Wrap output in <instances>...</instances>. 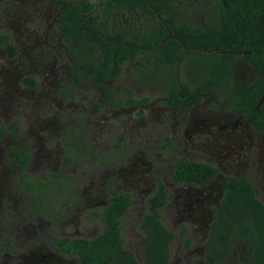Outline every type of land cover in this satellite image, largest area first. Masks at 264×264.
<instances>
[{"label": "flooded vegetation", "instance_id": "1", "mask_svg": "<svg viewBox=\"0 0 264 264\" xmlns=\"http://www.w3.org/2000/svg\"><path fill=\"white\" fill-rule=\"evenodd\" d=\"M66 4L78 7V17L85 19L89 29L79 31L72 26V13ZM143 8L132 2L119 4L115 0L111 4L104 3V0H0V20H5V24H0L1 30L5 31V34L0 33V44L4 45L9 55L7 62H15L12 71L14 81L18 83L10 86L4 82L5 92L10 96L17 92L16 95L24 97L26 103L34 100L33 112L21 114V118L26 120L24 130L19 120H0L4 129L0 138V217L5 214L6 205L11 200L17 203L18 199L22 207H27V213L37 216L34 222L27 224L23 219L8 225L5 219L2 220L4 224L0 220V264H80L79 258L70 252L68 243L75 238H87L78 234L86 216L89 225L86 231L93 233L99 226L102 231L103 212L111 204V196L115 192L130 196L126 213L134 203L139 205L140 227L148 211L149 197L161 185L165 187L168 197L161 207L162 211L174 190L172 197L180 199L176 204V222L180 224L189 219L198 225L197 229H193L198 232L203 244L202 248L196 247L199 251L198 264H203V260L208 258L206 242L216 208L223 199L228 176L249 180L255 197L264 206V130L252 126L249 114L234 113L229 109L220 93L197 92L195 95L199 96V100L186 103L173 100L160 91L158 85L168 82L165 78L171 76L170 67L156 60L152 49H146L136 41L147 31L159 29L161 24L168 30L167 12L164 9L160 13L149 4ZM185 17L196 22L188 14ZM108 34L127 39V42H121L132 46L134 53L120 63H116L114 58L112 65L105 62L106 53L100 41L108 39ZM179 66L175 63L171 68L177 84L186 78ZM239 69L243 70L244 81L255 78L254 69L245 62L239 63ZM141 85L149 86L147 94L141 95L139 92L142 89L135 88ZM152 91L160 95L152 98ZM178 94L181 97L184 95L182 92ZM205 98L206 101L202 102ZM260 99L257 107H261L264 114V96ZM206 103L208 110L201 116L199 109ZM8 105L11 109V104ZM146 109L150 110V118L159 120L158 127L163 129L157 130L159 135H163L159 137L156 148L177 151L179 155L182 150L184 155L172 160V163L165 162L170 171L169 181L158 179L145 188L136 187L140 190L138 193L142 191V196L138 194L139 199L135 202L129 188L135 189V184L145 178V173H159L165 167V164L155 165L145 160V153L149 151L146 143L135 144L133 141L127 149L120 146L127 143L124 142V130H128L129 135L135 132L140 137L142 132L146 133L142 116ZM16 111L2 116L8 119ZM89 117L93 121H89ZM133 117L138 120L134 121ZM239 126L241 132L238 134L235 130ZM88 129L95 147L101 146L98 132L105 133L107 137L115 136L109 161L111 166L104 167L105 157H96L91 150L86 138H89ZM233 133L237 135L232 136ZM167 134L171 135L169 139ZM200 135L206 136L202 139ZM221 136L227 138L226 143L232 138L238 139L241 145L247 141V147L242 148L234 162L230 156L233 145L226 144L229 154H224L220 149L221 143H217ZM211 147H217L212 158L208 156ZM161 150L156 153V159L161 158ZM13 153L19 154L18 158L27 156V162L24 165L16 163L17 155ZM240 157H243V162ZM123 160L129 166L116 170L115 162ZM183 160L210 165L212 176L199 182L175 181V168ZM76 167L80 170L78 176L69 174ZM130 174L135 177L129 178ZM11 178H15V190L24 193L19 198L20 194L10 191ZM75 189L83 193L82 199L73 198ZM54 196L59 200L66 198L64 201L68 209L77 207L74 223L69 218L56 234L57 228L50 220L51 216H55ZM24 197L25 202L20 200ZM201 205L207 211L198 217L194 212ZM83 213L84 217L81 216ZM65 224L75 226V235L65 233ZM183 229L178 232L185 237L184 243L188 245L191 240ZM172 231L174 240L176 234L175 230ZM58 238L65 239L63 247ZM235 245L227 256L228 264H236L237 261L246 264L250 250L244 245L240 247L239 243Z\"/></svg>", "mask_w": 264, "mask_h": 264}, {"label": "trees", "instance_id": "2", "mask_svg": "<svg viewBox=\"0 0 264 264\" xmlns=\"http://www.w3.org/2000/svg\"><path fill=\"white\" fill-rule=\"evenodd\" d=\"M115 1L119 4L132 2L142 8L149 4L160 13L164 9L167 12L165 20L168 30L161 24L159 29L147 31L136 41L144 48L152 49L156 60L170 67L171 76L165 78L168 82L158 85L160 91L173 100L186 103L198 101L197 92L220 93L229 109L234 113L249 114L252 126L264 130L263 110L257 107L264 96V0H203L199 5L200 15L195 17L196 22L185 17L187 12L192 11V0ZM112 2L104 0V3ZM66 7L71 10L73 27L79 28V31L90 28L85 24V19L78 17L76 5L66 4ZM164 36L167 37L163 39ZM107 37L100 44L106 53L104 61L110 65L112 58L120 63L134 53L132 46L121 42H127V39L119 35L114 38L108 34ZM241 61L254 69L255 78L238 82ZM175 63H179L186 77L180 84L175 82L171 70ZM180 92L184 93L182 97L178 94ZM3 134L0 123V138ZM15 150L18 153V149ZM17 153L15 162L24 165L28 157L24 155L18 158L20 155ZM212 172L211 166L206 163L183 160L177 163L174 179L199 182L211 177ZM167 197L166 189L161 185L147 201L148 211L140 224L144 233V258L141 263L125 247L122 235L121 218L131 198L116 192L103 212L102 231L93 238L72 239L68 243L70 252L79 258L80 264H168L174 232L160 220L161 207ZM58 240H61L63 247L65 239ZM236 243L250 250L246 264H264V206L255 197L249 180L228 176L224 196L216 208L215 220L206 242L208 258L202 263L228 264L227 256ZM236 264L242 263L237 261Z\"/></svg>", "mask_w": 264, "mask_h": 264}, {"label": "rangeland", "instance_id": "3", "mask_svg": "<svg viewBox=\"0 0 264 264\" xmlns=\"http://www.w3.org/2000/svg\"><path fill=\"white\" fill-rule=\"evenodd\" d=\"M202 1L203 0H192L191 6H190V9L192 11L189 12V14H188V12L186 14H188L189 16L191 15L192 19H195V17H199V15H200V8H199L200 6L199 5H201ZM0 24H5V20H3L1 18ZM0 33L5 34V31H2L0 28ZM8 56L9 55H8L7 50L5 49L4 45L0 44V120L2 122H8L12 119L19 120L20 123L23 124L22 130H24V128H26V120H25V118H21V114L22 113L28 114L31 111L33 112L34 100H29V103H26L27 101L24 99V97L20 98V96L16 95L17 92H15L14 96H10L9 93L5 92L4 88L6 86H5L4 82L10 86L18 84L17 82L14 81V77H13L14 75H13V71H12V65H14L15 62L9 64L7 62ZM241 70L242 69H239L238 73H237V77L239 80L238 82H240L241 80L244 81V79H245L243 74H242L243 70L242 71ZM136 87H140L142 89V92H139V94H141V95L147 94L150 90L149 86H147V85L135 86V88ZM159 95L160 94H158L156 91L155 92L152 91L150 96L152 98H154V97H158ZM205 101H206V98L202 99V102H205ZM8 103L11 104V106H12L11 109L9 108L10 105H8ZM223 107L225 108L224 105H223ZM17 109H18V111H16ZM149 109H146L142 115L144 125L146 126L145 127L146 133L145 134H144V132L141 133L142 136L145 135L144 138H142V136L140 137V135H138L135 132H132V135H129L128 130H126V131L124 130L123 131V135H125L124 136V142H127V143L126 144L123 143L120 146L127 149L131 145L130 142H133V141L135 142V144H137L138 142L141 144L146 143V146L148 145V149H149V151L147 153H145L146 154V158H145L146 161H151L155 165L165 164V162L166 163L167 162L172 163L171 162L172 160L179 158L180 155H182V156L184 155L183 151L181 150L180 151L181 154L179 155V154H177V151H175L176 153H174L169 149L161 150V149L156 148V144H159V142H160L159 137H161L163 135V133H162V135H159V131H157V130H159V129L163 130V129L158 127V125L160 124L158 122L159 120L150 118L151 114H150ZM13 110L16 111L15 114L13 113L8 119H5V116H2V114L7 115V113H9L10 111H13ZM207 110H208V103L203 104V106L199 109V112H201L200 115L203 116ZM17 113H20V114L17 115ZM88 120L93 121V118L89 117ZM133 120L135 121L138 119H136V117L135 118L133 117ZM139 128H142V127H139ZM139 131H143V130L139 129ZM236 131L238 134L241 132L240 126L235 130V132ZM90 132H91V130L88 129L89 138L88 137H86V138L88 141V145L91 147V150L95 153L96 157H100V156L105 157L104 167L111 166L109 164V161L111 159L112 146L116 142L115 136L107 137L105 133L99 134V132H98L97 139H99V142L101 141V146L95 147L93 145V143H95V141H92L90 139ZM237 133H233L232 136H236ZM128 135L130 138L128 137ZM205 136L206 135H200V138L204 139ZM169 137H171V135L167 134L166 138L169 139ZM231 137H229L228 139H230ZM226 140H227V138H225L224 136H221V138L219 140H217V143H221L220 149L222 150V152L224 154L228 153L225 145L232 143L233 146H232V149L230 150V156H231V161L234 162V160H236V158L238 156H240L242 148L247 147V141L245 142L244 145H241L239 143V140L236 138H232L227 143L225 142ZM36 143L38 144L39 141L37 140ZM216 149H217V147H211L209 149L210 153L208 156L210 158H212L213 152ZM160 150H161V155H160L161 158L156 159V153H159ZM1 155L2 154L0 152V157H1ZM3 157H4V154H3ZM240 160L243 162V160H244L243 157L242 158L240 157ZM3 162H4V160H3ZM1 163L2 162H0V166H1ZM97 164H99V163H97ZM128 166L129 165H128L127 161L123 160V161H116L114 168L116 170H118V169L128 167ZM168 166H171V164ZM126 170H129V169H126ZM79 172H80V170L76 167L75 170L69 174H73L75 176H78ZM169 172L170 171L165 164V167L159 173H155L154 171H150V172L145 173V178L142 181H138L137 184H135V189L129 188V192L132 193L131 197H132L133 201L137 202L139 199V196H142V194H141L142 191L140 193H138V191H140V190H136V187L141 188V189L145 188L147 185L149 186V185L153 184L154 181L158 180V179H160V180L162 179L164 181H169ZM231 173L234 174L233 172H231ZM133 177H135V175L130 174L129 178H133ZM145 181L147 182V184ZM10 182H11L10 183V191L12 190V191H15L16 194H20L18 191L15 190V182H16L15 178H11ZM23 194H20L17 198H19ZM82 194L83 193L80 190L75 189V192L73 194L74 195L73 198H81ZM133 194H134V196H133ZM138 194H139V196H138ZM36 195H40V194H36ZM173 195H174V190H172V194H171L168 205L164 209H162V211H161L162 222L169 229L175 230V234H176V237L173 240L171 247H170V257H169L168 264H198V262H197L198 258L197 257L199 255V251H197V248L198 249L202 248V245H203L202 241H200V237H199L198 232L196 230L195 231L193 230V229H197L198 225L194 220L192 221L189 219L188 220L186 219L185 221H183L180 224H178V222H176V220L178 218V212L176 210V207H177L176 204L179 203L178 201L180 199H176V198L172 197ZM184 195L186 196V194H184ZM40 198L43 199L44 197L41 196ZM20 200H23L25 202L26 198L24 197ZM52 200H53V202H52L53 212H54L55 216L54 217L51 216L50 220L53 221V227L57 228V230L55 231V234H56L61 229L60 228V226L62 227L61 224L62 223H68L67 220L69 218L71 219V223H74L73 222L74 217H76V215H77V211H76L77 207L74 206V207L68 209V207L66 206V201H64V200H66V198H64V200L63 199L59 200L57 197L54 196L52 198ZM14 202L15 201L11 200L6 205V207H5L6 212H5L4 216L2 218L0 217L1 221L3 219H5V221L7 222V225H8V223L13 222V221L15 222V221H18L20 219L25 220V224H27V222H34L36 220L37 216L36 215L32 216L31 213H27L25 210L27 207L26 206L22 207L19 199H18L17 203H14ZM138 206L139 205L137 203H134V205L129 208L128 212L126 213V215L122 219L121 228H122V235L124 237L125 247L127 249H129L130 251H132L135 254L138 262L141 263L143 261V258H144V250H143L144 233L139 227V222H138V210L139 209H138ZM90 209H92V208H90ZM206 211H207V208L205 206L201 205L200 207L196 208L194 215L201 217V215H204L206 213ZM84 214L85 213H83L81 216L84 217L85 216ZM84 219H86V220L81 223V227L79 229L78 234L79 235L80 234L85 235L87 238L95 237L100 232V226L93 233H89L88 231H86V230H88V226H89L87 224L88 223L87 222L88 216H86ZM2 224H4L3 221H2ZM180 228L185 229L186 234L190 238V239L188 238V240L189 241L191 240V242H189L188 245H186L184 243L185 237L184 236L181 237L179 232H178ZM74 229H75V226H72V225L65 224V226H64L65 233L69 234V235H75ZM240 247H241V245H240Z\"/></svg>", "mask_w": 264, "mask_h": 264}, {"label": "water", "instance_id": "4", "mask_svg": "<svg viewBox=\"0 0 264 264\" xmlns=\"http://www.w3.org/2000/svg\"><path fill=\"white\" fill-rule=\"evenodd\" d=\"M260 103H261V99H260V101H259Z\"/></svg>", "mask_w": 264, "mask_h": 264}]
</instances>
